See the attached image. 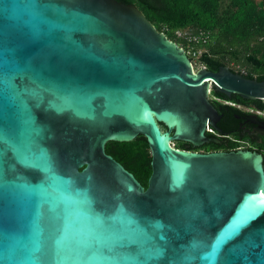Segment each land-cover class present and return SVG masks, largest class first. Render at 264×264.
Instances as JSON below:
<instances>
[{
  "label": "water",
  "instance_id": "95a60500",
  "mask_svg": "<svg viewBox=\"0 0 264 264\" xmlns=\"http://www.w3.org/2000/svg\"><path fill=\"white\" fill-rule=\"evenodd\" d=\"M212 91L264 103L134 4L0 0V264H264V211L231 234L264 207L263 153L173 146L207 140ZM140 134L147 187L106 152Z\"/></svg>",
  "mask_w": 264,
  "mask_h": 264
},
{
  "label": "trees",
  "instance_id": "16d2710c",
  "mask_svg": "<svg viewBox=\"0 0 264 264\" xmlns=\"http://www.w3.org/2000/svg\"><path fill=\"white\" fill-rule=\"evenodd\" d=\"M118 1L136 5L159 31L187 52L189 48L200 52L198 62L209 70L218 71L221 66L228 65L232 71L248 78L264 80V0ZM189 56L194 59L192 54ZM213 93L229 101L252 103L257 110L264 111L261 100L244 99L238 94L227 96L218 91ZM218 106L227 110L223 104L218 103ZM228 108L231 114H247L233 106ZM162 127L166 129L164 125ZM251 144L250 150L254 146L264 154V143ZM182 145V142H176L177 148ZM218 148L216 145L207 150ZM106 152L132 172L144 187L148 186L152 155L145 136L140 134L127 142L110 141L106 144Z\"/></svg>",
  "mask_w": 264,
  "mask_h": 264
},
{
  "label": "flooded vegetation",
  "instance_id": "af4514ba",
  "mask_svg": "<svg viewBox=\"0 0 264 264\" xmlns=\"http://www.w3.org/2000/svg\"><path fill=\"white\" fill-rule=\"evenodd\" d=\"M213 92H210V100L218 112V116L214 119L216 126H207V140L201 145L195 146L189 142L179 141L183 143L182 148L179 149L199 152L230 151L249 149L248 147L252 145L251 142L264 143V134L261 132L262 125H260L264 124L263 111L257 110L252 103H239L216 97ZM215 101L227 106V110H223V107L218 106ZM229 106L236 107L247 114H231ZM176 142L173 143L174 147H176ZM232 144H234V147H232ZM216 145L220 147L219 150H207L209 147ZM252 147L251 150H256L254 146Z\"/></svg>",
  "mask_w": 264,
  "mask_h": 264
},
{
  "label": "snow or ice",
  "instance_id": "6c2138e0",
  "mask_svg": "<svg viewBox=\"0 0 264 264\" xmlns=\"http://www.w3.org/2000/svg\"><path fill=\"white\" fill-rule=\"evenodd\" d=\"M3 140L4 137L0 136V142H3ZM262 211H264V207H258L256 213L237 219L236 222L232 225L231 234L238 233L239 230L242 229L250 219H254L255 215H258ZM223 242V239H218L214 245V249L219 248L220 244H222Z\"/></svg>",
  "mask_w": 264,
  "mask_h": 264
},
{
  "label": "rangeland",
  "instance_id": "374dc122",
  "mask_svg": "<svg viewBox=\"0 0 264 264\" xmlns=\"http://www.w3.org/2000/svg\"><path fill=\"white\" fill-rule=\"evenodd\" d=\"M179 34H181V33H179ZM188 53L192 54V49H191V48H189V52H188ZM192 55H193V54H192ZM198 59H199V56H197V57L194 56V59H193V63H194V65L197 66V67L204 66V65H201V64L198 62ZM262 115L264 116V112H262ZM174 144H175V143H174Z\"/></svg>",
  "mask_w": 264,
  "mask_h": 264
},
{
  "label": "built area",
  "instance_id": "2783aa9c",
  "mask_svg": "<svg viewBox=\"0 0 264 264\" xmlns=\"http://www.w3.org/2000/svg\"><path fill=\"white\" fill-rule=\"evenodd\" d=\"M189 54V53H188ZM192 54H193V57H197V56H200L201 53L200 52H195V51H192Z\"/></svg>",
  "mask_w": 264,
  "mask_h": 264
}]
</instances>
